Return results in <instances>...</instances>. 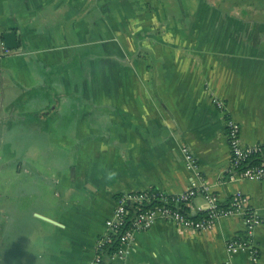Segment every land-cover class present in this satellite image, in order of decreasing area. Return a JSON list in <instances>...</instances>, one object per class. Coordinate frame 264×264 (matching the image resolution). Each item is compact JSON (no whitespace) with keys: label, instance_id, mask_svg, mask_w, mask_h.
Wrapping results in <instances>:
<instances>
[{"label":"crops","instance_id":"obj_1","mask_svg":"<svg viewBox=\"0 0 264 264\" xmlns=\"http://www.w3.org/2000/svg\"><path fill=\"white\" fill-rule=\"evenodd\" d=\"M8 32L19 47L0 60V149L36 137L11 165L0 264H92L118 196L190 188L183 148L219 204L249 197L260 258L227 250L241 217L208 231L158 218L124 263L264 264V180H229L226 135L229 116L244 144L264 142V0H0Z\"/></svg>","mask_w":264,"mask_h":264},{"label":"built area","instance_id":"obj_2","mask_svg":"<svg viewBox=\"0 0 264 264\" xmlns=\"http://www.w3.org/2000/svg\"><path fill=\"white\" fill-rule=\"evenodd\" d=\"M14 53V50H10L5 46L4 40L0 35V60ZM217 105L222 113L227 115V107L224 102L218 101ZM226 135L231 151L230 169L228 170L229 180H264V164L247 166L241 172L236 169L246 164L252 156L263 152L264 142L254 145L244 144L241 138V125L229 116L226 117ZM182 151L187 169L195 173L196 177L187 191L175 195L174 201L190 202L197 194H200L205 200V207L201 208V211H205L206 214L198 219H193L178 210L167 207H155L141 211L133 216L128 227L122 232L117 248L105 258V244L111 240V231L120 230L126 224L128 215L126 205L131 202H150L157 197V195L152 194L151 190L123 194L116 199L113 214L106 220V229L96 242V253L92 264H125L127 250L133 244L136 233L151 229L158 218L176 223L184 229L208 231L215 226L221 217H241L246 225V231L242 236L238 235L230 239L227 242V250L232 252L239 249L249 252L253 261H257L260 258V251L254 241V233L256 227L262 221L251 207L249 197L242 192H236L229 205L226 208H220L217 196L212 192L210 185L202 181L201 176L198 174V163L195 156L188 148H183ZM163 200L166 203L168 202L164 196Z\"/></svg>","mask_w":264,"mask_h":264},{"label":"trees","instance_id":"obj_3","mask_svg":"<svg viewBox=\"0 0 264 264\" xmlns=\"http://www.w3.org/2000/svg\"><path fill=\"white\" fill-rule=\"evenodd\" d=\"M259 164H264V151L256 154L254 156H252L248 162L244 165L239 166L237 169V171L241 172L243 170L246 169L247 166H253V165H259ZM152 194L157 195L156 198H153L150 202H143V203H136V202H131L128 203L126 205V208L128 210V215H127V221L124 227H121L120 230H116V231H111L110 236H111V240L108 241L105 244V249H104V255L105 258H107L108 255H110L118 246L119 244V239L121 237L122 232L124 231V229L126 227H128L131 219L133 218L134 215H136L137 213L144 211L146 209L149 208H155V207H167V208H172L173 210H178L181 213H184L186 216L191 217L193 219H198L202 216H204L206 214V212L204 211H200L198 213L193 214L191 212L190 209V203L198 196L203 197L200 194H197L192 201L190 202H175L174 198H176L175 195H168L165 194L157 189H152L151 190ZM163 193V194H162ZM163 196L164 198H166V200H168V202L166 203L163 200ZM119 196L116 198L118 199ZM229 205V204H228ZM228 205H219L220 208H226ZM243 234H240V236H242Z\"/></svg>","mask_w":264,"mask_h":264},{"label":"rangeland","instance_id":"obj_4","mask_svg":"<svg viewBox=\"0 0 264 264\" xmlns=\"http://www.w3.org/2000/svg\"><path fill=\"white\" fill-rule=\"evenodd\" d=\"M36 134H29L28 136L20 137V141L10 142L9 145H3L0 149V204L5 201V196L8 190V186L11 185V181L15 179V170L12 169V164L22 162L23 159L31 158L32 151H26L27 143L33 141ZM44 155L46 160L55 158L59 161H68L75 155V151L71 152H59V151H41L37 150ZM96 154V152H93ZM84 152H77V157L83 155ZM28 156V158H27ZM66 159V160H64ZM11 166V167H10ZM9 167V168H8ZM73 169L70 170L72 176ZM61 190L64 189V185L61 184ZM1 213V212H0ZM4 216L0 214V222H3Z\"/></svg>","mask_w":264,"mask_h":264},{"label":"water","instance_id":"obj_5","mask_svg":"<svg viewBox=\"0 0 264 264\" xmlns=\"http://www.w3.org/2000/svg\"><path fill=\"white\" fill-rule=\"evenodd\" d=\"M5 46L10 50H16L19 47L17 35L14 32H8L3 35Z\"/></svg>","mask_w":264,"mask_h":264},{"label":"clouds","instance_id":"obj_6","mask_svg":"<svg viewBox=\"0 0 264 264\" xmlns=\"http://www.w3.org/2000/svg\"><path fill=\"white\" fill-rule=\"evenodd\" d=\"M115 175H116V173H114V172H109L107 178H108V179H112V178L115 177Z\"/></svg>","mask_w":264,"mask_h":264}]
</instances>
